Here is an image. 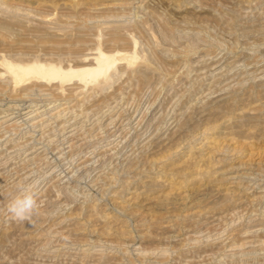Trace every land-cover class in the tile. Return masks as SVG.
Returning <instances> with one entry per match:
<instances>
[{
    "label": "rangeland",
    "instance_id": "374dc122",
    "mask_svg": "<svg viewBox=\"0 0 264 264\" xmlns=\"http://www.w3.org/2000/svg\"><path fill=\"white\" fill-rule=\"evenodd\" d=\"M0 86V264H264V0H0Z\"/></svg>",
    "mask_w": 264,
    "mask_h": 264
},
{
    "label": "bare ground",
    "instance_id": "6f19581e",
    "mask_svg": "<svg viewBox=\"0 0 264 264\" xmlns=\"http://www.w3.org/2000/svg\"><path fill=\"white\" fill-rule=\"evenodd\" d=\"M82 26V25H81ZM142 26V25H141ZM112 27V26H111ZM126 30V29H125ZM171 30V29H170ZM76 31V30H75ZM122 31V30H121ZM111 32V31H110ZM119 32V31H118ZM165 32V31H164ZM65 33V32H64ZM72 33V32H71ZM116 34V33H115ZM37 35V34H35ZM48 35V34H47ZM169 35V34H168ZM114 40V39H113ZM118 40V39H117ZM123 40V39H122ZM80 41V40H79ZM78 41V42H79ZM84 41V40H83ZM112 41V39H111ZM124 41V40H123ZM27 42H30V41H27ZM40 42V41H39ZM58 42V41H57ZM76 42V41H75ZM113 42V41H112ZM44 43V42H43ZM60 43V42H58ZM63 43V42H62ZM79 44V43H78ZM112 45V44H111ZM73 46V45H72ZM78 46V45H76ZM122 46V45H121ZM70 49V48H69ZM106 56V55H105ZM104 56V57H105ZM106 59V58H105ZM114 59V58H113ZM237 62V61H236ZM243 62V61H242ZM229 63V62H228ZM244 63V62H243ZM105 65V64H104ZM5 66V65H4ZM104 67V66H103ZM44 71L45 70H52L54 73L55 72H61L60 69L58 68H54L53 66L51 65H48L46 67H43L42 68ZM11 72L13 73L14 77L17 79V81L21 84H32L34 81H33V78L35 76L38 75L34 70H30L28 72H25V73H19L18 71H16V69H11ZM45 73V72H44ZM51 73V72H50ZM54 73L53 74H50V75H53L54 76ZM95 73H99L98 72H95ZM41 74V73H40ZM46 76H47V72H46ZM45 76V77H46ZM235 76V75H234ZM5 78V77H4ZM255 78V77H254ZM15 80V79H14ZM29 82V83H28ZM238 82V81H237ZM44 83V82H43ZM43 85V84H42ZM1 87V86H0ZM29 87V86H28ZM38 87V86H37ZM3 88V87H2ZM1 89V88H0ZM17 91V90H16ZM26 91V90H25ZM24 91V92H25ZM43 91V89H42ZM45 91V90H44ZM43 93V92H42ZM252 105V104H251ZM238 108V107H237ZM242 110V109H241ZM38 112V111H37ZM260 112V111H259ZM59 113V112H58ZM244 114V113H243ZM239 115V114H238ZM246 115V114H245ZM226 116V115H225ZM241 116V115H240ZM249 116V115H248ZM236 117V116H235ZM235 117H233L235 119ZM228 118L230 119L231 117H229L228 115ZM232 118V119H233ZM237 118V117H236ZM243 119V118H242ZM253 119V118H252ZM226 120V119H225ZM255 120V119H254ZM253 120V121H254ZM227 121V120H226ZM237 121H238V118H237ZM249 121V120H247ZM246 121V122H247ZM233 122V120L231 121ZM235 122V121H234ZM16 123V122H15ZM224 123V121H223ZM227 124V123H226ZM230 124V123H229ZM225 125V124H224ZM212 128V127H211ZM222 128V127H221ZM226 128V125L225 127ZM223 130V128H222ZM224 131V130H223ZM201 132H199L200 134ZM212 132H210V130H203V132L201 133V141H203V143H200V145H197L195 148H191V149H187V153H184L183 151H180L179 149H174L172 148V152H167V154H165V156L163 157H160V158H151L152 161L150 163L153 162V166L154 164L158 163L159 165V169H160V174L161 175H164L165 177H167L166 180H168V184L169 186L171 187H176L177 189H180L184 186H187V185H190V184H193L194 182L198 181L199 179H201V177H203L202 179H204V175L207 174L209 171H210V166H206L208 164H211V160L213 157H215L214 155H217V154H213V153H220V151H223V147L222 144L220 143L221 141H219V137L218 136H214V134H211ZM222 134V133H221ZM219 135V134H218ZM223 135H224V132H223ZM193 141V140H192ZM200 142V140H199ZM196 143V142H195ZM198 143V142H197ZM179 147V146H178ZM188 148V147H187ZM234 148V146H233ZM237 148V147H236ZM235 148V150H236ZM183 149V148H182ZM229 149V150H228ZM230 151L231 148H227L225 151ZM239 150V149H238ZM232 152L234 151L233 149L231 150ZM164 152V151H163ZM183 152V153H182ZM226 153V152H225ZM231 153V152H230ZM235 153V152H234ZM238 154V153H237ZM219 156V155H218ZM217 159V157H215ZM220 158V157H219ZM154 159V160H153ZM214 159V158H213ZM224 159V158H223ZM220 160V159H218ZM213 161V160H212ZM201 162V163H200ZM218 162V161H217ZM207 163V164H206ZM215 164H216V161H215ZM152 165V164H151ZM214 165V163H213ZM148 166V165H147ZM150 166V165H149ZM157 166V167H158ZM212 166V165H211ZM215 166V165H214ZM213 167V166H212ZM158 169V170H159ZM212 170V169H211ZM215 170V169H214ZM208 175V174H207ZM218 176V175H217ZM157 177V176H156ZM158 178V177H157ZM208 178V176H207ZM156 178H154V181H155ZM164 179V177H163ZM151 180V179H150ZM161 184L163 185H166V183L164 182H161V180H158ZM143 182V181H142ZM156 182V185H157V181ZM154 182V183H155ZM200 182V180L198 181ZM144 183V182H143ZM153 181H152V184H154ZM150 185V183L148 184V186ZM160 185V184H159ZM153 186V185H152ZM158 186V185H157ZM162 186V185H160ZM144 187V186H143ZM167 187V186H166ZM189 187V186H188ZM186 188V187H185ZM138 189V188H137ZM141 189V188H139ZM143 189V188H142ZM147 189V188H146ZM173 189V188H172ZM176 189V190H177ZM139 191V190H138ZM134 192L132 194L131 197L132 198H135L137 195L139 196V194L145 192L144 189L142 191H139V192ZM142 193V194H143ZM167 194V193H164V195ZM123 195V194H122ZM170 195V194H169ZM168 196V194H167ZM166 197V196H165ZM131 198V199H132ZM172 198V197H171ZM130 199V200H131ZM186 213V212H185ZM183 215V214H181ZM107 217V216H106ZM183 217V216H182ZM94 219V218H93ZM111 219V218H110ZM97 220V219H96ZM171 223V222H170ZM84 225V224H83Z\"/></svg>",
    "mask_w": 264,
    "mask_h": 264
},
{
    "label": "clouds",
    "instance_id": "9594fccd",
    "mask_svg": "<svg viewBox=\"0 0 264 264\" xmlns=\"http://www.w3.org/2000/svg\"><path fill=\"white\" fill-rule=\"evenodd\" d=\"M37 209L36 194L22 189L20 193L9 203L7 211L10 217L19 222L29 221Z\"/></svg>",
    "mask_w": 264,
    "mask_h": 264
}]
</instances>
